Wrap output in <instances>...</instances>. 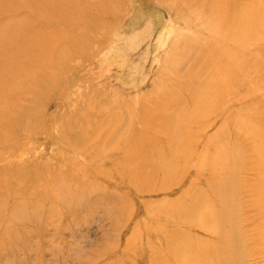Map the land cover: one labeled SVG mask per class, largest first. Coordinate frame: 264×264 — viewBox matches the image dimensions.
I'll use <instances>...</instances> for the list:
<instances>
[{
  "label": "rangeland",
  "instance_id": "1",
  "mask_svg": "<svg viewBox=\"0 0 264 264\" xmlns=\"http://www.w3.org/2000/svg\"><path fill=\"white\" fill-rule=\"evenodd\" d=\"M231 1L232 18L264 10V0H254L253 8ZM97 2L89 0L86 10L94 30L73 26L85 43L65 50L49 29L46 58L26 60L25 50L10 45H4L7 55L0 53V81L14 91L24 87L19 106L40 114L30 133L0 141V232L7 229L0 264H152L149 248L157 237L144 233L157 221L209 246L219 225L210 220L226 212L215 186L226 179L239 193L234 217L243 264H264V13L262 24L244 26L238 37L244 39L234 44L221 37L204 2ZM104 3L109 10H101ZM170 142L190 158L187 176L164 191L142 189L140 170L162 166L166 161L154 164L153 155L168 158ZM32 163L40 172L30 171ZM161 177H154V187ZM190 182L205 212L192 213L189 222L157 218L190 191ZM44 190L58 194L41 200Z\"/></svg>",
  "mask_w": 264,
  "mask_h": 264
},
{
  "label": "bare ground",
  "instance_id": "2",
  "mask_svg": "<svg viewBox=\"0 0 264 264\" xmlns=\"http://www.w3.org/2000/svg\"><path fill=\"white\" fill-rule=\"evenodd\" d=\"M97 1L98 0H95L94 4L98 3V5L100 6L99 2ZM197 1L204 2L205 7L207 9V13H209L212 20H214L213 21L214 24L219 27V34L221 35V37L228 40V42L234 44L240 43L244 39V37L243 38H238V37L241 33L245 31L244 26L255 27L257 23L258 24L260 23V25L262 24L261 15L262 13H264V10H262L261 8L250 11L247 15L243 13V16L239 15V18L238 16H236V18L234 17L232 18V15L229 12L230 10L233 9V4L231 0H197ZM243 1L245 2L246 6H248L249 8H253L254 0H243ZM56 3L60 5L56 6L55 5ZM90 3L89 0H0V16L2 15V17L0 18V53L7 55L3 51L5 49L4 45H10L14 50H19V49L25 50L27 52V56L25 58L26 60L37 58L35 60L39 61L42 58H46V56L49 55L48 53L51 51V47L49 48V42H48L49 37L47 35H44V32L49 31V29L50 31H54L60 36L59 40L64 44L65 50L69 49V44L78 43L82 41H84L85 43L86 41L85 37L75 35L76 32L75 29H73L74 28L73 26L78 24L81 25L84 30H89V29L94 30L95 22L92 20L91 16L86 12L87 7ZM95 6H93L92 8H94ZM1 9L3 11H1ZM102 9L109 10L107 6L105 7V3L102 4L101 10ZM10 11H13L12 15L16 14V18H14L13 22L8 20L9 18L7 14ZM93 11H95V9ZM259 11L262 13H260ZM3 12H8V13L3 14ZM17 15L19 16L17 17ZM57 19L59 21H57ZM250 21L252 22L250 23ZM53 23L58 24V26L56 27L55 25H53ZM235 27L237 28V30H233ZM246 34L247 33H244V35ZM71 39H73L74 41ZM26 42H28L32 46L33 51L32 49L30 50ZM73 49L74 48H71V50ZM4 60H2V56H0V68L3 67L2 63L4 62ZM7 85L8 84L4 83L3 80L0 81V141L9 138L12 139L13 135L19 132L26 131L30 133L31 130L28 128L29 123L35 120V118L40 115L39 111L35 110L34 108L28 106H19V101L21 97L24 96L23 93L24 87L23 88L21 87L22 90L20 91L18 90V86L15 85L14 86V89L16 91L15 93L13 88L11 86L7 88ZM26 88L32 90L31 84L28 83L26 85ZM42 91H44V89ZM196 106H197L196 104H193V109H195ZM257 128L261 134V126L259 121H257ZM174 134L177 135L183 142V139L181 138L179 133L174 132ZM261 135L264 137V133ZM178 148H180V146H178L173 142H170L167 147L168 158L157 156L158 154L155 151L156 154H154L153 156H156L157 158H155L154 164H156V161L158 160H162V161L164 160L166 162H164L162 166L158 167L157 169L154 167V165H151L149 172L148 171L142 172V170H140L137 181L140 180L139 182L143 184L142 189L145 190L157 189L164 191V188H166L167 185H169L170 183L178 184V182H180L185 176H187L186 175L187 169H185L184 166L185 164L191 165L192 162H190V158L186 156H180L181 153H179ZM176 153L179 154H177L174 157V154ZM171 156L173 157V159L170 160ZM257 158L259 157L257 156ZM204 159L205 156H203V160ZM170 162L171 164L169 165ZM195 162L201 163V161L198 160V158L197 161H194V163ZM198 168L201 169L203 168V166L200 165L198 166ZM29 169L30 171L40 172L39 170H37V165L33 163L29 164ZM168 169H170L169 172H165ZM157 174H161L162 176L161 180L158 183L159 185L158 188L154 187L155 184L154 177ZM27 181L30 182L31 180H27ZM192 181L194 182L195 179ZM226 181H227L226 184H223L224 180H222L221 182L219 181V183L215 186V191L217 192V196L221 201L222 206L226 209V212L221 217L216 215L218 218H211L210 220L212 222L216 220L214 224H217V222H219L218 228L216 227L217 229L216 233H214V236H216V238L213 239L214 243H211L208 246V244L200 241L199 239L195 240L190 238L188 236V232H186L185 230L177 233V229L174 228V226L172 228H168L166 227L165 224L163 223L160 224L157 221V224L155 226L148 227L147 232L144 233L146 236L147 233L150 231L151 234H156L157 237V240L155 242H151L152 244L149 248L150 250L149 258L150 257L152 258V264H243L244 263L243 262L244 253L242 252V249L241 251L239 250L240 252L237 250V245H239L241 242L239 241V239H241V234L238 231V229L240 228L237 229V217L236 218L234 217V213L237 208L235 197L236 199L239 198V193L238 190L234 188L231 181H229L228 179H226ZM0 182L2 183V180H0ZM191 182L189 184V189L191 193L190 191H185L187 195L184 193L181 194L175 201H173L170 204L169 208H164L158 211L157 218L161 220L166 219L169 222L171 221L177 222L180 219L188 221L187 217L193 216L195 218V215H193L192 213H196L197 211L198 213L205 212V206L199 205V203H197L195 200V196L194 197L192 196L194 192L195 195L198 194L199 192L196 191L195 187L192 185ZM6 185L8 184L3 183V186ZM224 190L225 191L232 190V191L230 193H226ZM25 192L26 191H22L21 193L25 194ZM16 194H18V192H16ZM57 194L58 193H55L54 191H50L47 194L45 191L41 196V200L46 199L49 196L55 199ZM235 194H237L238 196H235ZM201 200L202 197L200 201ZM187 201L190 203H188ZM179 204L180 206H183V212H178L177 206ZM196 207L197 209H195ZM1 215L2 214L0 213V216ZM203 220L206 221L205 219ZM203 220L202 223L204 224ZM205 224H208V221ZM261 226H263V224L260 225V227ZM6 230L7 229H4L2 232H0V241L4 239ZM253 230L255 231V229ZM132 237L134 238L135 236ZM204 246H208V251L207 252L201 251L200 253V251L198 250ZM222 248H228L231 251V253L227 254L228 250L226 251V253L223 252ZM171 251H177L181 254V256L182 255L183 257L185 256L184 260H181L180 258L178 259V256L174 257V255H171L173 254L171 253ZM233 252H235L236 255L233 254ZM234 255L236 256L235 259H234Z\"/></svg>",
  "mask_w": 264,
  "mask_h": 264
}]
</instances>
